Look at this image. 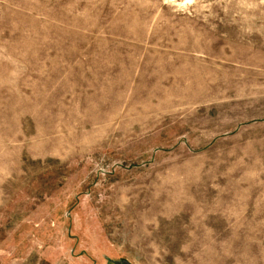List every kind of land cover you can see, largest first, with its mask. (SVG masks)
<instances>
[{
    "label": "rangeland",
    "instance_id": "rangeland-1",
    "mask_svg": "<svg viewBox=\"0 0 264 264\" xmlns=\"http://www.w3.org/2000/svg\"><path fill=\"white\" fill-rule=\"evenodd\" d=\"M0 264H264V0H0Z\"/></svg>",
    "mask_w": 264,
    "mask_h": 264
}]
</instances>
